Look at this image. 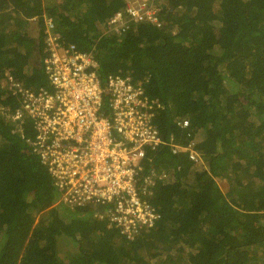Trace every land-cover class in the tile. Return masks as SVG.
<instances>
[{"label":"trees","instance_id":"16d2710c","mask_svg":"<svg viewBox=\"0 0 264 264\" xmlns=\"http://www.w3.org/2000/svg\"><path fill=\"white\" fill-rule=\"evenodd\" d=\"M154 1L162 26L131 19L117 33L102 26L118 12L130 18L126 0H0V264H264V0ZM46 17L94 51L103 82L148 78L163 136L196 140L207 164L167 146L148 152L146 166L170 177L151 187L161 217L134 238L60 200L30 146L33 121L13 118L20 102L1 81L7 72L46 83ZM184 118L189 129L177 124ZM68 240L77 252L65 262Z\"/></svg>","mask_w":264,"mask_h":264},{"label":"built area","instance_id":"2783aa9c","mask_svg":"<svg viewBox=\"0 0 264 264\" xmlns=\"http://www.w3.org/2000/svg\"><path fill=\"white\" fill-rule=\"evenodd\" d=\"M126 13L130 18L118 12L104 31L125 32L132 20L165 23L154 0H126ZM41 62L46 83L36 87L5 73L1 82L20 102L13 118L23 121L28 116L33 121L36 139H29L30 146L61 188L60 200L73 207L89 206L94 217L134 238L140 228L153 226L161 217L149 200L151 187L170 177L164 169L146 166V160H152L148 152L167 146L172 154L201 163L197 141L165 138L156 122L164 105L147 91L148 78L117 73L103 82L94 51L63 37L50 17L45 18ZM177 124L189 129L190 121L177 119Z\"/></svg>","mask_w":264,"mask_h":264},{"label":"rangeland","instance_id":"374dc122","mask_svg":"<svg viewBox=\"0 0 264 264\" xmlns=\"http://www.w3.org/2000/svg\"><path fill=\"white\" fill-rule=\"evenodd\" d=\"M160 2H162L163 0H159ZM103 30L105 29V26H102ZM37 35V33L35 34ZM199 167H207L206 162L203 161L201 163H198ZM62 248H61V252H60V258L65 261V262H70L71 260H73V258L76 255V248L74 247V243L71 240L65 241L64 244H61Z\"/></svg>","mask_w":264,"mask_h":264},{"label":"clouds","instance_id":"9594fccd","mask_svg":"<svg viewBox=\"0 0 264 264\" xmlns=\"http://www.w3.org/2000/svg\"><path fill=\"white\" fill-rule=\"evenodd\" d=\"M105 26V25H104ZM45 32V31H44Z\"/></svg>","mask_w":264,"mask_h":264}]
</instances>
